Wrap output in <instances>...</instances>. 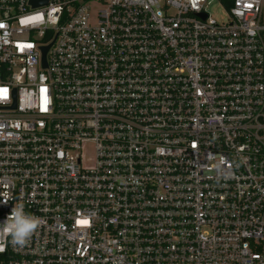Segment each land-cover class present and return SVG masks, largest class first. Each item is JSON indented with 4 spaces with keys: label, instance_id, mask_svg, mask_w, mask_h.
Masks as SVG:
<instances>
[{
    "label": "built area",
    "instance_id": "obj_1",
    "mask_svg": "<svg viewBox=\"0 0 264 264\" xmlns=\"http://www.w3.org/2000/svg\"><path fill=\"white\" fill-rule=\"evenodd\" d=\"M18 204L0 264H264V0H0Z\"/></svg>",
    "mask_w": 264,
    "mask_h": 264
},
{
    "label": "clouds",
    "instance_id": "obj_2",
    "mask_svg": "<svg viewBox=\"0 0 264 264\" xmlns=\"http://www.w3.org/2000/svg\"><path fill=\"white\" fill-rule=\"evenodd\" d=\"M39 225L40 218L25 213L23 204H18L12 208L9 216L0 224V232L10 235L12 243L22 247Z\"/></svg>",
    "mask_w": 264,
    "mask_h": 264
},
{
    "label": "rangeland",
    "instance_id": "obj_3",
    "mask_svg": "<svg viewBox=\"0 0 264 264\" xmlns=\"http://www.w3.org/2000/svg\"><path fill=\"white\" fill-rule=\"evenodd\" d=\"M208 11L212 17L220 22L227 19L226 11L217 2L211 4Z\"/></svg>",
    "mask_w": 264,
    "mask_h": 264
},
{
    "label": "water",
    "instance_id": "obj_4",
    "mask_svg": "<svg viewBox=\"0 0 264 264\" xmlns=\"http://www.w3.org/2000/svg\"><path fill=\"white\" fill-rule=\"evenodd\" d=\"M31 2H32L33 4H43V3L46 2V0H31ZM203 17H204V15H203ZM44 49L46 50L47 47L44 48Z\"/></svg>",
    "mask_w": 264,
    "mask_h": 264
}]
</instances>
